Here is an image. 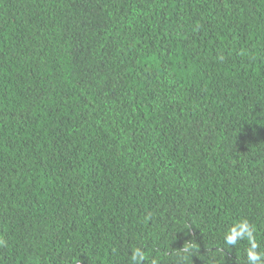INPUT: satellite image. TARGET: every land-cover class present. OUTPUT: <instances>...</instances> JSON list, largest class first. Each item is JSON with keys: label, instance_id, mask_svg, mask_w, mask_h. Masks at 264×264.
<instances>
[{"label": "trees", "instance_id": "1", "mask_svg": "<svg viewBox=\"0 0 264 264\" xmlns=\"http://www.w3.org/2000/svg\"><path fill=\"white\" fill-rule=\"evenodd\" d=\"M264 253V0H0V264Z\"/></svg>", "mask_w": 264, "mask_h": 264}, {"label": "clouds", "instance_id": "2", "mask_svg": "<svg viewBox=\"0 0 264 264\" xmlns=\"http://www.w3.org/2000/svg\"><path fill=\"white\" fill-rule=\"evenodd\" d=\"M255 226L251 225L247 220L234 222V224L224 234V240L228 245H236L239 241L246 240L250 247L247 249L248 260L251 264H264V253L258 254L255 250L259 247L255 239ZM146 254L141 252L139 248L133 250L131 260L134 264H140L142 260H146Z\"/></svg>", "mask_w": 264, "mask_h": 264}]
</instances>
